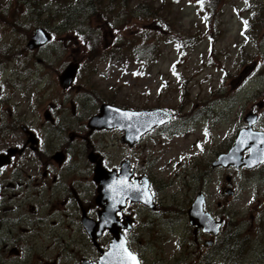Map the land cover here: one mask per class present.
<instances>
[{
    "label": "rangeland",
    "instance_id": "374dc122",
    "mask_svg": "<svg viewBox=\"0 0 264 264\" xmlns=\"http://www.w3.org/2000/svg\"><path fill=\"white\" fill-rule=\"evenodd\" d=\"M103 1L112 0H0V14L8 19L6 26L0 22V78L33 77L32 90L46 106L61 88L55 78L76 59L82 64L78 77L88 117L103 103L176 112L173 131L159 143L146 142L158 208L139 214L132 249L142 252L146 264H204L187 240L188 151L235 139L251 111L259 114L255 129L264 130V107L258 108L264 102V0H128L125 10L124 0ZM76 3L75 26L61 29L59 13ZM41 25L53 32V41L22 54L27 36ZM16 81L25 83L24 78ZM248 176L235 172L237 196L228 208L212 210L231 219L245 250L243 264L251 263L258 246L264 249L257 241H243L253 229L255 240L264 243V178L249 176L247 184ZM57 229L49 232L50 240L39 238L35 254V235L25 232L21 255L12 263L79 264L80 255L97 260L99 253L86 236L75 240L72 228ZM58 232L59 240H71L68 248L65 242L53 244ZM217 259L210 261L218 264Z\"/></svg>",
    "mask_w": 264,
    "mask_h": 264
},
{
    "label": "flooded vegetation",
    "instance_id": "af4514ba",
    "mask_svg": "<svg viewBox=\"0 0 264 264\" xmlns=\"http://www.w3.org/2000/svg\"><path fill=\"white\" fill-rule=\"evenodd\" d=\"M14 78L15 81L11 80L12 77L3 81L0 78V264H13L11 259L21 255L25 232L35 235L34 242L43 236L50 240L49 232L66 226L76 232L75 240H80L83 234L90 241L83 223L85 219H99L100 171L106 178L113 176L118 179L122 166L126 165V176L120 179L125 186L140 187L144 180H148L153 190L156 179L145 159L149 149L146 142L150 139L159 143L162 135L172 131V124L155 128L130 145L124 141V131L89 127L93 115L88 117L84 113L80 77H76L70 88L55 90L57 98L46 106L39 104L38 95L32 90L33 77ZM19 78H24L25 83H16ZM55 79L60 85L59 77ZM235 142L236 138L215 141L211 146L202 145L201 150L188 151L191 173L184 184L188 207L202 195L205 210L223 221L220 233L212 236L192 224L187 216L189 247L193 248V253L206 259L203 258L204 264L214 263L210 259L215 260L216 257L218 264H243L245 261L241 256L245 250L239 246V234L232 229L231 219L225 214L212 212L215 206L228 208L230 200L235 197V172L264 178V163L252 169L216 166L218 158L227 153ZM249 154L250 150L243 152L242 161ZM99 165L103 169L98 171ZM249 176L247 184L252 179ZM228 188L233 190L231 194ZM217 192L221 201L215 200ZM145 208L127 201L123 210L117 213L131 247L135 236H139L135 231L136 225L138 220H142L139 214ZM38 231L41 233L37 236ZM254 231L243 234V241H257L264 245L261 239L255 240L258 236ZM61 237L63 235L58 232L53 244L65 242L63 246L68 248L67 241L71 240H59ZM111 238V233L106 230L99 241L109 242ZM34 242L31 246L35 254ZM257 248L251 263L264 264V249ZM138 254L146 264L142 252L138 251ZM82 257L80 255L81 262Z\"/></svg>",
    "mask_w": 264,
    "mask_h": 264
},
{
    "label": "water",
    "instance_id": "95a60500",
    "mask_svg": "<svg viewBox=\"0 0 264 264\" xmlns=\"http://www.w3.org/2000/svg\"><path fill=\"white\" fill-rule=\"evenodd\" d=\"M51 40V35L43 28H37L33 37L29 40L27 47L30 50L38 49ZM79 69L78 63L69 64L62 74L60 75L61 84L64 88L70 86L77 75ZM263 104H260L262 107ZM173 115L162 109L154 110H129L119 107H115L109 104H105L101 107L100 113L94 116L89 125L91 128H118L126 133L124 141L129 144H133L138 141L141 135L148 133L155 127L163 126L165 123L171 121ZM258 116L255 114H248L246 122L248 127L241 130L238 135V140L232 147L231 151L219 158L217 165H224L226 167L234 165L236 167L246 166L247 168L255 167L264 162V132L254 131L253 126L257 122ZM246 149H250V155L242 161V152ZM125 166H122V173L119 178L126 176ZM102 168L99 166L98 171ZM99 176V196L97 198L98 204L103 207L100 212V222L92 225L85 222L87 231L92 237L93 242L99 248L97 238L103 231L109 229L113 233V239L109 244V248L106 251L101 250V256L97 261V264H133L132 259L129 257V253L135 256L136 261L140 263L137 255L133 254L125 240L124 235L120 232L121 225L112 220L115 218L117 212L122 210L125 206L126 200L140 202L149 207L155 209L153 197L149 190L147 182L140 187L125 186L122 180H111L117 178L108 176L100 171ZM104 177V179H103ZM106 203V204H105ZM204 200L198 197L189 211L191 222L199 227L203 228L206 232H212L217 234L221 222L214 221L211 216L203 210ZM95 226L99 227V230L94 231ZM83 264H93L87 260H84Z\"/></svg>",
    "mask_w": 264,
    "mask_h": 264
},
{
    "label": "trees",
    "instance_id": "16d2710c",
    "mask_svg": "<svg viewBox=\"0 0 264 264\" xmlns=\"http://www.w3.org/2000/svg\"><path fill=\"white\" fill-rule=\"evenodd\" d=\"M113 2H114V0H112L110 2H106V3H105V1H103L102 3H104V4H110V3H113ZM80 4H81V1L78 3V5H80ZM78 5L76 3V5L73 6V7H65L66 8L65 9L66 11H64L62 13H59L60 21L64 24V27L66 28V30H70V29H72L75 26L74 18L77 15L74 14V11H76L77 9H79V6ZM105 8H109V5H107ZM6 20H8V19H5L4 18V15L0 14V22L5 23Z\"/></svg>",
    "mask_w": 264,
    "mask_h": 264
},
{
    "label": "bare ground",
    "instance_id": "6f19581e",
    "mask_svg": "<svg viewBox=\"0 0 264 264\" xmlns=\"http://www.w3.org/2000/svg\"><path fill=\"white\" fill-rule=\"evenodd\" d=\"M129 12V11H128ZM128 12H122V14L123 15H129V13ZM120 15H121V13H120ZM44 238H46L45 236H43ZM33 246H34V250L35 251H38V250H40V248H41V241L38 239L34 244H33Z\"/></svg>",
    "mask_w": 264,
    "mask_h": 264
},
{
    "label": "snow or ice",
    "instance_id": "6c2138e0",
    "mask_svg": "<svg viewBox=\"0 0 264 264\" xmlns=\"http://www.w3.org/2000/svg\"><path fill=\"white\" fill-rule=\"evenodd\" d=\"M244 23H245V25L247 26V21H245ZM128 255H129V257L132 259L133 264H139V262L136 261V258H135L134 255H132L131 253H129Z\"/></svg>",
    "mask_w": 264,
    "mask_h": 264
}]
</instances>
